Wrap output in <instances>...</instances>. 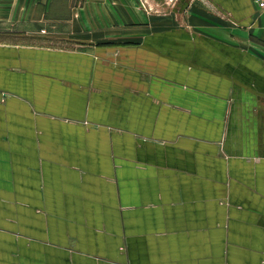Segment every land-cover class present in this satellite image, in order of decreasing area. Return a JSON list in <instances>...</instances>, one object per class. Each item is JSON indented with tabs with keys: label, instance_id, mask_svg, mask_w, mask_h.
Returning a JSON list of instances; mask_svg holds the SVG:
<instances>
[{
	"label": "crops",
	"instance_id": "crops-1",
	"mask_svg": "<svg viewBox=\"0 0 264 264\" xmlns=\"http://www.w3.org/2000/svg\"><path fill=\"white\" fill-rule=\"evenodd\" d=\"M0 264H264L256 0H0Z\"/></svg>",
	"mask_w": 264,
	"mask_h": 264
},
{
	"label": "built area",
	"instance_id": "built-area-1",
	"mask_svg": "<svg viewBox=\"0 0 264 264\" xmlns=\"http://www.w3.org/2000/svg\"><path fill=\"white\" fill-rule=\"evenodd\" d=\"M256 2L258 7L264 10V0H256Z\"/></svg>",
	"mask_w": 264,
	"mask_h": 264
}]
</instances>
